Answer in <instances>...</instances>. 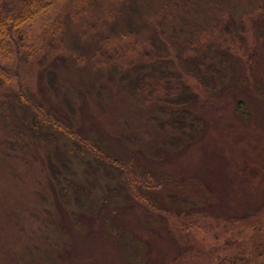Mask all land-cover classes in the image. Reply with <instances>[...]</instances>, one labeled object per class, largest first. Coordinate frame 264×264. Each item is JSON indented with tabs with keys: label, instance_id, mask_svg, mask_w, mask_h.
<instances>
[{
	"label": "rangeland",
	"instance_id": "obj_1",
	"mask_svg": "<svg viewBox=\"0 0 264 264\" xmlns=\"http://www.w3.org/2000/svg\"><path fill=\"white\" fill-rule=\"evenodd\" d=\"M195 1H183L194 11L168 0L91 8L43 66L25 67L37 103L161 185L134 198L117 170L62 134L34 136L25 106L7 93L0 264H243L251 249L264 251V0ZM170 36L179 49L165 53ZM161 57L195 97L186 107L194 132L159 128L172 115L126 87L136 67L172 70ZM189 62L206 78L185 74Z\"/></svg>",
	"mask_w": 264,
	"mask_h": 264
},
{
	"label": "trees",
	"instance_id": "obj_2",
	"mask_svg": "<svg viewBox=\"0 0 264 264\" xmlns=\"http://www.w3.org/2000/svg\"><path fill=\"white\" fill-rule=\"evenodd\" d=\"M138 1L140 0H0V113L5 111L7 106V93L16 92L19 101L27 110L26 113L29 115V124L34 136L45 138L51 142L56 133L62 134L74 143L81 154H90L104 167L108 169L112 167L117 170L119 178L129 186L130 194L136 199L143 200L144 197L139 194L140 188L151 190L161 185V183H154L146 171H137L133 163L107 156L97 143L85 138L76 129L48 111L45 106L37 103L27 86V81L24 80L25 67L35 61L43 66L45 53L56 50L57 45H60L64 39V34H67L71 22L77 19L82 12L90 11L91 8H103L102 6L107 3L120 4L125 7L133 6ZM168 1L172 2L175 8L194 11L183 3L184 0ZM188 1L190 4L196 2L195 0ZM39 24L42 25L43 32L37 39L34 29ZM124 36H126L125 33ZM169 41L170 43H168ZM143 43L137 42L140 52ZM132 46L136 49L134 45ZM144 47H146V44ZM164 47L165 53H171L170 48L177 51L179 40L174 36H170ZM39 53L43 54L40 56ZM158 63L161 65L170 64L173 69L161 70L159 77H156L148 72H140L144 70L143 67H136L137 73L133 78H130V76L124 77L127 80L126 87L131 89V92L145 97L150 103L157 105L167 115H172L167 121H160L159 128L185 131L188 127L191 132H194L198 123L196 119L189 120L190 113L186 110V107L194 102L195 97L188 93V87L178 81L180 73L175 69L176 64L174 66L172 61L166 62L163 57L158 60ZM185 66V74H195L198 78L201 76L206 78L201 63L189 62ZM187 67L190 69L187 70ZM191 68L193 69L191 70ZM49 76L54 85L55 75L51 73ZM174 83L177 85H174ZM167 85H171V87ZM162 87L163 89H161ZM179 112L182 114L181 119L174 116ZM18 140L22 141V138ZM55 150L57 154H60L57 151L58 149L55 148ZM51 169L54 177L57 178L56 174L60 169L58 170L54 165ZM188 235V232L182 233L185 239L188 238ZM258 250V248L251 249L247 254L249 255L248 258L243 260V264H255ZM260 252L264 253V251Z\"/></svg>",
	"mask_w": 264,
	"mask_h": 264
}]
</instances>
